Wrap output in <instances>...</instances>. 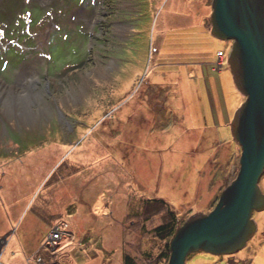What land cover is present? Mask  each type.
I'll return each instance as SVG.
<instances>
[{"label": "rangeland", "instance_id": "obj_1", "mask_svg": "<svg viewBox=\"0 0 264 264\" xmlns=\"http://www.w3.org/2000/svg\"><path fill=\"white\" fill-rule=\"evenodd\" d=\"M212 3L0 0V264H30L23 248L38 254L60 219L72 236L55 253L63 264H124L125 253L168 264L173 237L154 232L168 211L177 231L216 207L239 172L231 124L246 96L233 40L211 33ZM142 198L169 210L143 226Z\"/></svg>", "mask_w": 264, "mask_h": 264}, {"label": "water", "instance_id": "obj_2", "mask_svg": "<svg viewBox=\"0 0 264 264\" xmlns=\"http://www.w3.org/2000/svg\"><path fill=\"white\" fill-rule=\"evenodd\" d=\"M212 35L233 40L228 63L239 91L246 96L231 124L242 148L236 178L216 207L177 229L168 264H187L190 255L217 257L242 251L259 231L255 212H264V0H213ZM9 234L0 239L1 252Z\"/></svg>", "mask_w": 264, "mask_h": 264}, {"label": "trees", "instance_id": "obj_3", "mask_svg": "<svg viewBox=\"0 0 264 264\" xmlns=\"http://www.w3.org/2000/svg\"><path fill=\"white\" fill-rule=\"evenodd\" d=\"M169 206H170V204L165 199H160V198L159 199L158 198H142V209H139V210L132 209V210L136 211V213L138 212L137 213V217L138 216L142 217L141 222H142V225L144 226V225H146V223L150 219H152V216L154 214L158 213V211L161 210V208L165 207V208H167V211H168L169 210ZM132 207H133V205L131 203L130 208H132ZM130 208H129V210H130ZM140 210L142 211L141 215H140ZM162 211H163V209H162ZM168 212L170 213L169 216H170V220H172V221H170L168 223H163L159 227L157 226L155 228L154 232H155V236H157V237L158 236L161 237V238H164L165 236L173 237V235H174V233L176 231V224L174 223L176 221V216H175L173 211H168ZM39 217H40V219L43 218L44 214L41 212L39 214ZM62 220H64V219H60V221H62ZM57 223L52 225V228ZM166 247H167L166 248L167 252H166V254L164 253L162 260L166 259L167 262L169 263V260H170V251H169L170 250V244L168 243L166 245ZM123 259H124V264H138L137 261L135 260V257L130 255L129 253H125L123 255ZM152 264H158V261L154 262Z\"/></svg>", "mask_w": 264, "mask_h": 264}, {"label": "crops", "instance_id": "obj_4", "mask_svg": "<svg viewBox=\"0 0 264 264\" xmlns=\"http://www.w3.org/2000/svg\"><path fill=\"white\" fill-rule=\"evenodd\" d=\"M150 2H151V0H150ZM211 71L213 73L214 70L211 69ZM204 76H205V82L207 83V78L209 76H206V74ZM210 76H211V74H210ZM209 79H210L212 85H214V81H217V80L219 81L218 78H213L212 76L209 77ZM220 79L221 80L218 82V84L221 83L220 88H221L222 92L224 93V91H225V88H224L225 83L223 82L222 78H220ZM255 219H256L258 225H261V220L262 219L264 220V213L263 214L260 213V218L259 217H255ZM38 220H40V217H38ZM12 228H16V227L13 226ZM259 230L260 231L258 232V234H256V236H254V238L251 240L252 242L246 247L248 249H243L241 252H239V254H237L235 256H229L228 258H225V260L228 261V264H264V226H260ZM26 236H28V235H26ZM27 245H28V241H27ZM23 251L27 255V259L29 257L30 258L33 257V256L28 255V251H27V249L25 247L23 248ZM0 254H1L0 255V259H1L3 253L0 251ZM36 254H37V252H36ZM2 260L3 259H1V262H2Z\"/></svg>", "mask_w": 264, "mask_h": 264}, {"label": "built area", "instance_id": "obj_5", "mask_svg": "<svg viewBox=\"0 0 264 264\" xmlns=\"http://www.w3.org/2000/svg\"><path fill=\"white\" fill-rule=\"evenodd\" d=\"M224 53L222 52V56ZM222 59V58H221ZM218 61V67L223 66V60ZM69 223L65 220L59 221L43 241L41 251L33 258H28L30 264H63L56 258V251H59L64 246V241L72 238L69 231ZM33 260V262H31Z\"/></svg>", "mask_w": 264, "mask_h": 264}, {"label": "bare ground", "instance_id": "obj_6", "mask_svg": "<svg viewBox=\"0 0 264 264\" xmlns=\"http://www.w3.org/2000/svg\"><path fill=\"white\" fill-rule=\"evenodd\" d=\"M254 217V216H253Z\"/></svg>", "mask_w": 264, "mask_h": 264}]
</instances>
